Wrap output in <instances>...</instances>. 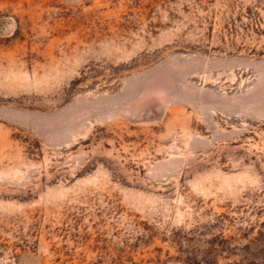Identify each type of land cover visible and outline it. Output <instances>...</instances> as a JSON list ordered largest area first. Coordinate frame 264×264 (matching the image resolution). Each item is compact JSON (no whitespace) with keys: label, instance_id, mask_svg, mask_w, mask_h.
<instances>
[{"label":"rangeland","instance_id":"1","mask_svg":"<svg viewBox=\"0 0 264 264\" xmlns=\"http://www.w3.org/2000/svg\"><path fill=\"white\" fill-rule=\"evenodd\" d=\"M0 264H264V0H0Z\"/></svg>","mask_w":264,"mask_h":264}]
</instances>
